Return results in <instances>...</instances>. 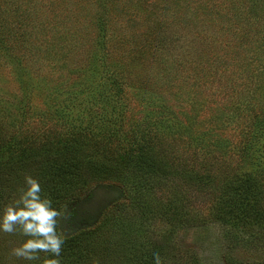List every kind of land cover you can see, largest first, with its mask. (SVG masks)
Masks as SVG:
<instances>
[{
    "label": "rangeland",
    "instance_id": "obj_1",
    "mask_svg": "<svg viewBox=\"0 0 264 264\" xmlns=\"http://www.w3.org/2000/svg\"><path fill=\"white\" fill-rule=\"evenodd\" d=\"M80 139L102 144L103 162L126 190L92 182L91 199L63 207L65 236L105 218L99 232L114 246L124 241L119 222L137 244L142 228L158 251L174 250L166 264L193 256L200 264H264L263 231L233 216L239 203L232 214L221 203L250 161L264 182V0H0L3 152L30 154V175L46 163L37 149L54 153ZM143 155L153 173L140 172L138 183ZM179 170L197 179L189 186ZM18 187L5 191L3 205ZM139 194L171 208L176 221L156 215L142 223ZM22 239L0 233V264H25L10 255ZM114 248L116 264L122 250Z\"/></svg>",
    "mask_w": 264,
    "mask_h": 264
},
{
    "label": "trees",
    "instance_id": "obj_2",
    "mask_svg": "<svg viewBox=\"0 0 264 264\" xmlns=\"http://www.w3.org/2000/svg\"><path fill=\"white\" fill-rule=\"evenodd\" d=\"M114 94L117 97H122L123 87L119 85H113ZM70 145V146H69ZM96 143L91 147L89 143L82 139L76 140L73 144H68L64 149L55 150L54 153L46 148L37 149L36 157L39 162L46 161L43 166H40L38 170H33L30 175L34 176L41 182L44 193L53 201V206L58 210L69 203L77 202L83 199H91V190L95 187L92 182H109L115 186L126 190L122 183L119 181L114 182L115 179L111 175L113 173L112 164L104 163V159L101 158L99 151L102 149ZM84 146L83 148H81ZM100 147V148H99ZM99 148V149H98ZM89 149V150H88ZM88 152V153H86ZM23 154L20 157H15L16 153L11 152L8 154L3 152L0 143V206H2L3 195L10 186H14L20 183L23 184L24 175H29L28 166L30 163V154ZM154 157V154H150ZM163 156L160 157L159 164L166 167ZM146 156H139L135 161V177L139 183L140 172L153 173L152 163L146 159ZM37 160H32V163ZM252 161L247 165V172H241L242 178L238 177L236 183L231 184L227 190L222 193L223 209L230 210V214L235 213L230 208L234 209L235 205L239 203L240 212H236L233 216H236L241 220V224L244 226L258 225L262 232L259 239H263L264 236V182H262V173H254L253 170L249 171L252 166ZM42 164V163H40ZM25 168H23V167ZM18 167V168H17ZM21 168V169H20ZM23 168V169H22ZM27 168V169H26ZM167 168V167H166ZM182 182L191 185L194 180L197 179L196 171L181 172L178 173ZM119 182V183H118ZM181 184V183H179ZM177 187H180V185ZM182 185V184H181ZM137 186V185H136ZM182 187V186H181ZM177 191V189H176ZM11 193H13L11 191ZM127 194V191H125ZM145 194L136 195L134 203L136 206H141L140 210L146 216L145 221L142 223L153 222L154 216H166L167 219L176 221V213L170 208L163 211L160 209V204L156 200L146 201ZM9 198V196H8ZM7 199V198H6ZM180 203L174 202V207H177ZM218 210V209H217ZM217 210L215 212H217ZM71 214V217L76 216V210ZM211 213L215 219H220V215L217 213ZM106 215V214H105ZM240 224V225H241ZM105 226V218L96 226V228L87 231H80L74 236L67 237L65 244L61 249V264H91L94 257H98L96 264H113L116 259V248L121 251V260L116 264H152V254L154 252L159 253L163 258L168 255L169 261L173 257V249L171 247L162 248L157 250V242L152 243V234L145 236L142 228L140 229V243H135L130 229L128 227L121 226L119 222L118 233L122 234V238L118 241H123L122 246H114L111 243V236L107 237V234L100 233L101 228ZM114 235V238L116 235ZM155 236V234H153ZM254 238V237H253ZM156 241V240H155ZM264 246V244H263ZM148 259V260H147ZM191 264H200L196 257H192ZM230 264H234L231 263Z\"/></svg>",
    "mask_w": 264,
    "mask_h": 264
},
{
    "label": "clouds",
    "instance_id": "obj_3",
    "mask_svg": "<svg viewBox=\"0 0 264 264\" xmlns=\"http://www.w3.org/2000/svg\"><path fill=\"white\" fill-rule=\"evenodd\" d=\"M64 218L65 213L53 206L41 182L26 174L10 201L0 206V233L23 238L10 250V255L25 264H61L66 236L59 225ZM152 264L166 261L154 252Z\"/></svg>",
    "mask_w": 264,
    "mask_h": 264
}]
</instances>
